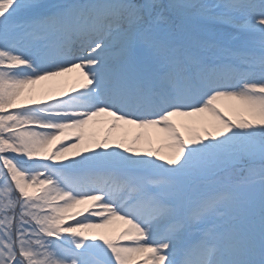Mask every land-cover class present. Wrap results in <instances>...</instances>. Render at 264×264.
Instances as JSON below:
<instances>
[{
  "label": "snow or ice",
  "instance_id": "obj_1",
  "mask_svg": "<svg viewBox=\"0 0 264 264\" xmlns=\"http://www.w3.org/2000/svg\"><path fill=\"white\" fill-rule=\"evenodd\" d=\"M0 264H264V0H0Z\"/></svg>",
  "mask_w": 264,
  "mask_h": 264
},
{
  "label": "rangeland",
  "instance_id": "obj_2",
  "mask_svg": "<svg viewBox=\"0 0 264 264\" xmlns=\"http://www.w3.org/2000/svg\"><path fill=\"white\" fill-rule=\"evenodd\" d=\"M79 73V70H76L75 72L73 73H69L67 74V80H68V83L71 84L74 79L76 78V76L78 75ZM62 79H65V78H62ZM96 129L94 128H89V131H95ZM133 131H142V132H150L151 130H140V129H134Z\"/></svg>",
  "mask_w": 264,
  "mask_h": 264
}]
</instances>
